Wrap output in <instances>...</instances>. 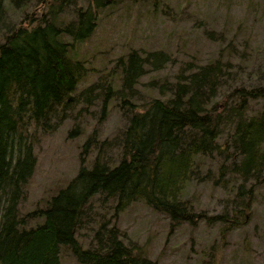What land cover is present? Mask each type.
I'll use <instances>...</instances> for the list:
<instances>
[{
  "label": "trees",
  "instance_id": "trees-1",
  "mask_svg": "<svg viewBox=\"0 0 264 264\" xmlns=\"http://www.w3.org/2000/svg\"><path fill=\"white\" fill-rule=\"evenodd\" d=\"M83 1L0 0V264H62L69 254L78 264H158L128 244L117 223L138 203L171 227H219L221 243L234 230L262 225L254 219L264 190V67L259 81L246 83L219 51L183 64L171 82L149 81L157 97L137 104L140 79L175 58L131 50L113 68L92 70L79 49L122 0ZM38 2L42 12L30 13ZM68 10L74 20L65 24L60 16ZM254 103L259 110H251ZM95 104L97 125L118 106L124 128L104 139L96 125L86 133L80 117ZM68 121L67 139H84L76 176L27 211L35 149ZM199 185L223 193L221 212L202 209L201 194L192 192ZM100 210L110 218L94 217ZM85 233L92 238L87 246ZM258 237L264 246V234ZM216 253L212 242L200 264L216 262Z\"/></svg>",
  "mask_w": 264,
  "mask_h": 264
},
{
  "label": "rangeland",
  "instance_id": "rangeland-1",
  "mask_svg": "<svg viewBox=\"0 0 264 264\" xmlns=\"http://www.w3.org/2000/svg\"><path fill=\"white\" fill-rule=\"evenodd\" d=\"M82 5L87 2L84 0ZM114 6L101 15L98 30L79 49V55L90 62L88 66H92V70H100L104 64L107 70L113 68L115 60L131 50H141L144 55L163 51L175 58V63L159 73L149 71L140 79V86L136 87L137 104L157 97L148 91L149 81L165 79L171 82L183 64L214 59L219 51L224 61L237 67L235 72L243 81L248 83L246 80L252 79L254 84L259 81L264 67V0H122ZM41 7L38 2L29 9L30 13L42 12ZM17 19L18 15L11 12L10 20L16 22ZM60 19L65 24L73 21L72 10L66 11ZM97 75L96 71H91L88 82H94ZM96 105L80 117L86 133H91L96 125L99 138L104 139L124 128L125 119L118 106L113 107L103 124L97 125L100 106ZM260 105L252 104L251 110H259ZM70 126L72 122L68 121L52 136L41 137L35 149L37 167L27 185L25 210L33 209L40 199L76 176L79 167L77 145L84 139L68 140ZM192 192L201 194L203 210L209 214L221 212L223 193H212V189L204 185L193 188ZM257 197L254 223L262 225H255L257 231L253 223L243 230H234L222 243L218 237L219 227L205 223L196 227H171L167 217L154 213L143 203L122 212L117 223L126 242L141 247L158 264H200L202 250L212 242L217 248V260L213 264H264V246L258 241L260 232L264 234V190ZM93 213L99 218L111 216L105 210ZM91 239V233L81 237L84 246ZM214 251L216 249L212 253ZM62 264L78 263L69 254Z\"/></svg>",
  "mask_w": 264,
  "mask_h": 264
}]
</instances>
